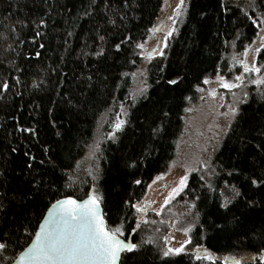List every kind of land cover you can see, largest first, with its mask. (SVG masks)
<instances>
[{"label": "trees", "instance_id": "1", "mask_svg": "<svg viewBox=\"0 0 264 264\" xmlns=\"http://www.w3.org/2000/svg\"><path fill=\"white\" fill-rule=\"evenodd\" d=\"M53 2L49 0V4ZM55 3L57 14L49 19L48 28L43 29L47 35L44 39L37 38L45 45L41 49L30 38L36 31L32 21L44 15L42 0H0V84L7 82L9 85L7 90L0 89V154H4L8 162L9 187L20 186L25 151L37 155L39 160L42 146L47 145L58 165L54 179L58 178L59 191L45 197L43 204L30 205L29 219L24 222H31L30 226L34 224L41 209L46 210V204L63 195L86 198L91 184L96 182L103 197L101 204L108 226L122 224L126 234L123 237L128 238L132 234L134 243L139 245L133 252L123 255L125 264H234L227 258L211 262L197 260L190 251L163 257L159 243L144 240L141 227L132 231L137 224V213L124 201L132 203L144 188L145 180L162 169V163L172 157L174 136L182 126L180 116L185 107L184 97L194 93V84L202 75L214 72L226 42L239 36L237 42L242 46L255 38L256 24L249 17L256 20L264 17V0H254L255 9L249 10L250 14L224 0V8L220 7L221 0H191L190 15L187 14L165 62L169 72L187 73L186 78L178 87L169 86L166 94L162 88H150L148 96L136 104H132L129 95L125 98V85L121 88L117 85L125 81V73L135 68L133 43L155 23L161 0H130L131 7L127 10L122 8V0H110L112 11L108 16L117 21L115 28L103 23V13L93 14L91 18L82 15L91 0H55ZM59 5L67 7L61 11ZM113 11L121 15L127 11V17L121 23L120 16H114ZM201 12L205 16H201ZM21 20L28 21V25L22 27L18 23ZM98 25L107 29L99 33L105 35L107 41L103 46L108 49V55L103 57L91 55L101 44L94 39ZM69 31L71 36H67ZM124 36H128L129 41L117 53L111 44ZM65 39L68 40L67 45L64 44ZM36 52L40 55L36 56ZM157 67H154V73ZM82 73L84 77L92 75L94 87L89 88L82 82ZM57 93L61 96L69 93L77 106L69 105L68 97L61 100ZM114 96L129 104V123L117 134V139H107L103 143L97 181L87 175L71 179V165L83 157L95 137L97 114L109 110L112 105L116 107ZM161 104L167 106L170 116L165 131L153 137L151 121ZM17 120L26 126L37 127L39 142L34 137L25 139L28 133L16 131ZM253 125L257 128L264 125V94H253L240 106L214 159L217 173L214 186L209 188L208 183L201 179L202 175L194 172L185 190L172 203L190 207L193 197L199 195L196 207L191 208L192 214L198 212L199 217L195 219L190 246L202 244L219 256H256L255 260L249 257L241 259V264H261L258 253L264 249V192L251 189L246 179L250 169L241 163L253 159L243 155L251 136L256 135L250 132ZM57 131L61 132L60 136L56 135ZM258 142L252 141L253 144ZM11 147H16L17 152H9ZM128 157L143 159L138 168L127 169L123 161ZM234 167L244 171L233 172L229 176L228 171ZM135 179H141L142 183L133 184ZM225 181L243 195L232 198L227 207H221L224 204L221 190L226 185ZM247 199H253L257 204L246 205ZM14 211L18 213L20 209L15 208ZM11 215L12 212L9 213Z\"/></svg>", "mask_w": 264, "mask_h": 264}, {"label": "snow or ice", "instance_id": "2", "mask_svg": "<svg viewBox=\"0 0 264 264\" xmlns=\"http://www.w3.org/2000/svg\"><path fill=\"white\" fill-rule=\"evenodd\" d=\"M45 5L44 15L38 20H33L32 23L36 26L34 35L30 38L32 41L37 42L39 48L43 49L45 45L39 43L37 38L44 39L47 35L43 31L44 28H48L49 19L56 13L57 4L55 0L53 4H49V0H42ZM101 4L103 7H101ZM167 4V0H165ZM63 11L67 5L58 6ZM130 0H122V8L127 10L130 9ZM189 3L186 0H176L174 7L171 8V15L166 17L167 20L171 21L172 25H176L178 20L185 14L189 13ZM220 7H226L221 0ZM112 11L110 0H91L82 15L84 17L91 18L93 14L103 13L102 19L105 25L110 24L113 28L116 27L117 21L108 16V12ZM114 16H120L121 23L127 17V11L121 15L119 12L113 11ZM201 16H205L204 12L200 13ZM44 17H47L44 18ZM175 17V19H174ZM207 19V17H205ZM253 24H264V17L259 21L249 17ZM23 27L28 25V21H18ZM163 24V21L160 22ZM160 24L153 25L149 32L155 33L160 31ZM101 31H107L103 26H97L96 36L94 39H98L101 44L97 46V50L93 51L91 55L96 57H103L108 55V49L103 45L107 43L106 36L100 35ZM175 31L174 27L166 28V36L163 37L162 41L158 43L163 44V48H168V37H171ZM72 32H67V36H71ZM259 35V34H257ZM129 41L128 36H124L119 42H113L111 48L117 50V53L122 48L125 42ZM259 48L254 49V52H259L261 48H264V36L260 37ZM255 43V41H253ZM64 44H68V40H64ZM144 43H136L135 48L143 49ZM251 45H246L243 49L242 55L247 57L249 48ZM87 55V53H84ZM144 55L143 52L140 53ZM153 54L159 55L160 57L167 59V54L163 49H153L152 53H149L148 58L151 59ZM36 56L40 55V52L35 53ZM236 62L243 67V73H261L262 68L257 67L255 61L249 63L246 60L237 59ZM135 63V61H133ZM53 72L56 69H52ZM138 72L143 75V70L138 69ZM157 79L150 84L147 79L141 81V87L137 90L139 96L146 97L150 88L158 87L164 90L166 94L170 89L169 86L178 87L183 83L187 76V73H172L169 72L167 66L160 63L156 69ZM243 73L237 74L234 77V81L226 80L220 72L215 71V81L220 87L225 89H233L240 87L244 79ZM126 75V74H125ZM132 75H136L133 73ZM82 82L87 84L89 88L94 87L92 75L87 77L81 76ZM19 82V81H17ZM203 84H210L212 80L209 76L204 75L202 79ZM252 84H264V77H258L256 79H250ZM119 87V85H117ZM196 90L205 91L199 84L196 86ZM9 85L7 82L0 84V89L7 90ZM85 92L87 89L84 90ZM210 94L215 96V89L209 90ZM20 95V93H17ZM60 99L68 97L67 103L76 107L69 93H64L63 96L57 93ZM243 96H247V92L242 93ZM235 96V93H233ZM127 99V97H125ZM115 100V97H113ZM185 100H190L191 97L185 96ZM239 100V97L236 98ZM233 105H229L228 111L223 115L235 119L239 112V109ZM121 112L116 113V118L112 123L113 132L108 133V137L113 140L117 139L115 133L123 130L125 125L129 123L128 120L121 118V113L126 114V109L123 103L119 104ZM192 111L191 108H184V112ZM170 116V110L167 109L166 105L161 104L156 109V114L153 117L150 129L151 136H158L161 132L165 131V125ZM55 126V122H53ZM16 131L21 133H28L29 135L25 139L36 138L39 142V129L35 126H26L21 124L19 120L15 125ZM250 132H255L256 135H252L248 141L246 151L243 153L245 157L252 156L253 159L249 162L247 160L242 161L247 168L250 169V174L246 177L251 189L254 192H264V125L256 127L253 125L250 128ZM57 136L61 135L60 131L56 132ZM252 141H259L253 144ZM95 151L92 152L94 158L92 171L88 174L92 176V180L96 181L100 175V165L95 163L99 157L96 156V152L100 151V145L95 143L93 146ZM11 153H16L17 148L11 147L8 150ZM51 149L47 145L42 146L40 155L41 158L38 160L37 155L32 154L29 151L24 152L26 159L23 161V166L20 169V186L16 188L9 187L10 177L8 175L7 160L4 154H0V264H125V258H122V253H130L139 247L136 243L125 242L120 238L122 234V224H116L115 226H108L105 221V214L101 210V203L103 197L99 193V189L95 183L92 188L86 193V198L76 199L72 195H63L62 198L56 199L55 202H49L45 205L46 210L41 209L40 215L35 217V223H25L28 220L29 206L36 203H44L45 197H49L57 194L59 189L57 188V182L54 177L56 176V169L58 167L56 161L52 159L50 155ZM143 157L139 159L135 157L126 158L123 163L127 169H136ZM211 157L206 160H201V164L211 175H216L215 168L210 166ZM222 167V166H221ZM244 169L234 167L231 171H228V175L232 176L233 172H243ZM157 176L156 179H160ZM203 180V176L201 177ZM133 184L140 185L142 182L139 179L132 181ZM188 183L187 174L179 178V183L176 187L172 188L169 195L164 198L163 204L160 205V209L167 205L171 199H173L180 192L184 191ZM207 183V182H206ZM227 185V181H225ZM151 187V185H149ZM211 188V184H208ZM234 194V197L243 195L234 185L229 186ZM200 199L199 195L193 197V201L190 208L196 207V201ZM227 200V198H225ZM230 202V201H229ZM149 201L144 203H131L129 200H125V205H130L134 208L136 213H144L147 211L146 205ZM151 203H155L151 201ZM246 205L255 206L257 201L253 199H247ZM221 207H227V204H221ZM15 208H19L20 211L17 213L14 211ZM160 209H153L157 215H160ZM12 212L13 215L9 216ZM199 217V213L194 214V220ZM136 227L132 228L135 232L140 227V217L137 216ZM163 223V221H161ZM214 223V222H213ZM193 222H188L186 226L179 228V231L188 234L193 228ZM173 237L164 236L165 241H169ZM192 243V237H187L178 244V246L169 247L167 244L164 248L160 249V253L163 257L177 256L180 253L186 251L185 245ZM195 253L194 258L197 260H215L214 255L202 244L197 243L195 248L192 249ZM261 264H264V249H261L258 253ZM234 264H241V259L232 257ZM249 259L255 260L256 256L249 257Z\"/></svg>", "mask_w": 264, "mask_h": 264}, {"label": "rangeland", "instance_id": "3", "mask_svg": "<svg viewBox=\"0 0 264 264\" xmlns=\"http://www.w3.org/2000/svg\"><path fill=\"white\" fill-rule=\"evenodd\" d=\"M224 1L239 6L242 11L247 14H250L249 10L255 9L254 0ZM175 2L176 0H167V4H165V0H161L160 12L155 23L153 24L157 25L163 21V24H160L161 30L156 31L155 33H151L148 30L141 38L135 40L133 43V51L135 52L136 57L135 62L137 64L133 70L125 73L126 75L124 74L126 79L123 83H120L121 85L119 86V88H121L123 84L125 85L126 93H124V96L127 97L129 95L128 98L131 99L133 102L132 104H136L138 101L145 99L148 96L149 90L146 97L139 96L137 92V90L141 87V81L147 79L148 82L152 84L157 78V72L155 71L154 73V67L159 65L160 62L165 64L167 60L156 54H153L151 59H149V53H152L153 49H163L168 58L174 39L180 32L182 24L187 17V14L182 16L176 25H172L171 21L166 19L168 15H171V8L174 7ZM190 2L191 0H186V3L190 4ZM167 27H174L175 31L171 37H168L169 47L163 48V44L158 43V41H162L163 37L166 36ZM256 31L257 33L255 38L250 42L243 44L242 46H239L237 42L239 36L226 42L225 48H223L221 50L222 53H220L221 61L220 63L218 62L214 72L204 74L211 78L212 83L203 84L202 75L200 81L194 84V93L189 96L191 97L190 100H185L184 107L191 108L192 111L186 113L184 112L183 108L182 114L180 116V118L182 117V126L174 136V139L176 140L174 143L172 157L168 158L162 163V169L154 172L148 179L145 180L142 191L138 196L132 199V203L142 204L144 201L150 202L148 205H146L147 211L144 213H137V216L140 217L139 223L142 229L144 240L147 242L153 241L155 244L159 243L161 249L164 248L166 244L169 247L178 246V244L182 242L187 237V235L191 236L194 226L191 232L188 234H185L178 229L182 226H186L190 221L193 222V225L196 223V220H194V215L192 214V209L189 206L182 207L172 204L173 201L183 191L171 199L170 202L167 205H164L162 209H160V205L163 204L164 198L169 195V192L172 188L176 187V185L179 183V178L185 174H187V179L189 181L191 174L198 172L203 176V179L208 184H211L212 187L214 186V179L216 175H211L208 170L203 167L200 161L211 157L210 166L215 168L214 159L216 153L221 147L223 139L235 120L223 115V113H226L228 111L229 105H233L234 102V106L240 109V106L246 102L251 95L264 94V84L257 85L250 83V79L264 77V48H261L259 52L253 51L260 46V37L264 36V24L257 23ZM253 41H255V43H253ZM136 43H144L145 47L143 49L135 48ZM246 45H251L247 57L242 55L243 49ZM141 52H143L144 55H141ZM237 59L246 60L249 63L253 62L254 60L257 67L262 68L261 73H243V67L236 62ZM138 69L143 70V75L137 71ZM217 70L220 72V75L225 77L226 80L233 82H235L234 77L237 74L243 73L244 79L241 86L231 90L220 87L215 81L214 73ZM133 73H136V75H132ZM197 84H199L201 88L205 89V91L198 92L195 87ZM211 89H215V96L210 94L209 90ZM243 92H247L248 95L243 96ZM233 93H235V96H233ZM237 97H239L238 101L236 100ZM114 101L116 107L112 105L109 110L105 112L101 111L97 114L96 118L98 120V124L95 137L89 147L86 149L83 157L71 165V168L73 169V172H71L69 175L71 179L79 178L82 175H87L89 178H92V176L88 173L92 171L94 162L92 152L95 151V149L94 147L90 146H93L95 143L100 145V151L96 152V156H98L99 159L95 160V163L99 164L100 152L103 143L107 139H112L108 137V133L114 131L112 128V123L116 118V113L121 112L119 107L120 103H123L125 109L127 110L126 114L121 113V118L125 120L130 119V108L126 100L115 99ZM119 132L115 133L116 137ZM157 176H160L161 178L157 180ZM93 183L96 184V182ZM93 183L91 184V188ZM72 185H74V183ZM149 185H151V187H149ZM221 194L224 204H227L232 198H234V194L229 185H224L223 189L221 190ZM225 198H227V200ZM151 201H154L155 203H151ZM153 209H160V215H157ZM161 221H163V223H161ZM121 236H126L123 230ZM164 236H171L173 238L169 241H165L163 239ZM193 248L195 247L190 246V244L185 245V252H192ZM211 253L214 255L215 260L227 258L233 261L232 257L243 259L251 256L248 255L247 257H241L233 254L219 256L213 252ZM206 261L211 262L209 260Z\"/></svg>", "mask_w": 264, "mask_h": 264}, {"label": "water", "instance_id": "4", "mask_svg": "<svg viewBox=\"0 0 264 264\" xmlns=\"http://www.w3.org/2000/svg\"><path fill=\"white\" fill-rule=\"evenodd\" d=\"M54 202H55V201H54ZM101 210H102V212L105 214L102 204H101ZM105 221H106V218H105ZM106 224L108 225L107 221H106ZM120 238H121L122 240H125V242H131V243H134V241H133V237H132V234H131L128 238H125V237H123V236L120 235ZM124 254H125V253H122V254H121L122 257H123Z\"/></svg>", "mask_w": 264, "mask_h": 264}]
</instances>
